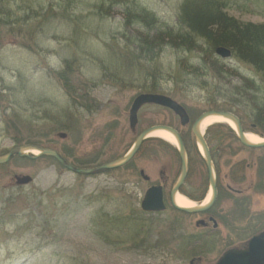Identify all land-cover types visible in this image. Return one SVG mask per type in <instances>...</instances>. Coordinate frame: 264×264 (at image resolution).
I'll return each instance as SVG.
<instances>
[{"label": "rangeland", "instance_id": "obj_1", "mask_svg": "<svg viewBox=\"0 0 264 264\" xmlns=\"http://www.w3.org/2000/svg\"><path fill=\"white\" fill-rule=\"evenodd\" d=\"M223 1L225 17L264 25V0ZM185 2L0 0V157L32 145L94 168L122 158L145 129L172 126L195 163L182 190L203 202L210 185L194 122L206 112H232L246 133L264 138L253 113L264 84L249 61L216 53L231 50L217 43L229 37L222 25L208 29L211 48L203 34L182 40ZM142 93L171 97L189 124L147 104L132 129L130 108ZM202 133L219 192L197 214L175 209L168 195L165 211L142 210L149 187L166 182L169 194L181 174L177 147L155 135L127 164L101 174H77L50 156L0 164V264H204L245 246L264 231V148L244 146L227 123ZM24 175L33 181L19 184ZM209 215L217 229L204 227Z\"/></svg>", "mask_w": 264, "mask_h": 264}, {"label": "water", "instance_id": "obj_2", "mask_svg": "<svg viewBox=\"0 0 264 264\" xmlns=\"http://www.w3.org/2000/svg\"><path fill=\"white\" fill-rule=\"evenodd\" d=\"M216 53L222 58H228L231 56V51L226 47L217 48ZM145 103H156V104L170 107L173 110H175L177 114H179L183 124H186L189 121V118L185 110L179 104H177L170 98L162 96V95L143 94L136 98L130 110V122L133 127L137 123V111ZM212 114L222 115L226 118L231 119L235 123L238 139L244 146L249 147V148L264 147V142L251 143L247 140L246 133L243 129L241 120L235 114L231 112H226V111H210V112H206L202 114L194 123L192 130L199 144L201 145L203 149V152L205 155L204 159L206 161V164L209 170L210 184L213 189V197L211 201L208 204L203 205V206L181 207V206H178L175 202V199H174L175 194L176 192H178V190L184 183L186 176H187V171H188L187 154H186L185 146L183 144V141L178 131L169 126L156 125V126H152L148 128L138 137L132 150L128 152L124 157H122L121 159L117 161H113V162H110V163H107V164H104L98 167H94V168L75 167L74 165L68 163L58 151L54 149L42 148V147L32 146V145L13 148L8 154L0 157V164L10 161L15 155H19L20 157H28L32 159H36L41 156H50V157L55 158L62 166H64L65 168L77 174H85V175L100 174V173H104L109 170L117 169L125 165L136 154V152L138 151L141 143L143 142L147 134H149L150 132L156 129H165V130L170 131L176 137L178 145H179V154H180V158L182 161V174L177 184L173 187L171 191V203L176 209L182 212H186L189 214H196V213H200V212H203L209 209L213 205L215 198H216V181H215L214 172H213L212 157H211L208 145L204 139V136L201 134L199 130L200 121L203 120L206 116L212 115ZM62 137H65V135L63 134ZM32 149L38 150L40 153L33 154V155L28 154L27 151H30ZM17 181L19 184H28L32 182V177L29 175L18 176ZM141 207L145 211L163 210L165 208V205L163 202L162 189L160 187L150 188L147 191L141 203ZM216 264H264V234L261 233L253 237L249 242V248L247 251L231 250L228 253H226Z\"/></svg>", "mask_w": 264, "mask_h": 264}, {"label": "trees", "instance_id": "obj_3", "mask_svg": "<svg viewBox=\"0 0 264 264\" xmlns=\"http://www.w3.org/2000/svg\"><path fill=\"white\" fill-rule=\"evenodd\" d=\"M226 4L223 0H186L181 13L183 25L180 31L182 40L195 43L192 36L200 34L205 40L210 33L208 29L214 24H220L229 34L227 40L217 41L219 44H226L231 47L233 57L242 61H249L256 71L261 75L264 84V25L242 24L223 15L222 9ZM183 32L185 34H183ZM210 48L216 43L209 39ZM183 41V42H184ZM261 96L258 100L263 101L260 111L254 110L255 125L262 128L264 135V86H262ZM258 103V101L256 102Z\"/></svg>", "mask_w": 264, "mask_h": 264}, {"label": "bare ground", "instance_id": "obj_4", "mask_svg": "<svg viewBox=\"0 0 264 264\" xmlns=\"http://www.w3.org/2000/svg\"><path fill=\"white\" fill-rule=\"evenodd\" d=\"M215 122H221V123H227L229 124L232 128H236L235 123L229 119L226 118L222 115H217V114H212V115H208L206 116L203 120L200 121L199 123V130L200 132H203V130L208 127L209 125L215 123ZM151 135H155L158 136L166 141H168L169 143L173 144V145H177V139L174 136V134H172L170 131L165 130V129H156L154 131H152V133H150ZM246 138L249 142L251 143H259V142H264V138H261L258 135L252 134V133H246ZM31 152H33V154H38L40 153L38 150L32 149L30 150ZM27 151V152H30ZM175 202L178 206L181 207H194L197 206V204L190 200L188 197L184 196L182 193L177 192L175 194ZM212 199V191L208 192V195L206 196L205 200L203 201V205H206L210 200Z\"/></svg>", "mask_w": 264, "mask_h": 264}, {"label": "flooded vegetation", "instance_id": "obj_5", "mask_svg": "<svg viewBox=\"0 0 264 264\" xmlns=\"http://www.w3.org/2000/svg\"><path fill=\"white\" fill-rule=\"evenodd\" d=\"M176 116H177V115H176ZM177 117H178V119H179V121H180V124H181V120H180L179 116H177ZM171 127H172V126H171ZM175 129H176V128H175ZM176 130L179 132V134H180V136L182 137L183 142H184V137L182 136L181 132H180L178 129H176ZM141 133H142V132H141ZM139 135H140V134H139ZM147 139H149V138H146V139L142 142V144H141V146H140V149L142 148L144 142H145ZM205 139H206V137H205ZM195 140H196V139H195ZM206 142L208 143L207 139H206ZM133 144H134V143H133ZM140 149H139V150H140ZM194 165H195V163L192 162L191 160L188 162V174H187L186 180H185L184 184L182 185V187L186 184V181H187V179L189 178L190 174H192V172H193V168H194ZM205 166H206V164H205ZM206 167H207V166H206ZM181 168H182V167H181ZM181 170H182V169H181ZM142 172H144V170H141V171H140V174H141V176L145 179L144 175H142ZM144 173H145V172H144ZM163 174H164V172H163ZM207 177H208V184L210 185L208 169H207ZM162 179H164V176H162ZM145 180H146V179H145ZM148 180H149V179H148ZM216 184H217V197H218V192H219V186H218V184H219V181H217ZM159 185L162 186V188H163L164 199L166 200V196H167V195L169 196V199H170V192H169V194L166 193V186H167V183H166V182H162V184H157V186H159ZM152 186H154V185H152ZM182 187H181V189H180L181 193L184 194V195H186V196H188L189 198H191V196H189L188 193H186L185 191L182 190ZM231 189H233V191H235V192H237V193H240V192H241L240 190L235 189V188H231ZM212 207H213V206H212ZM212 207H211V208H212ZM211 208H210V209H211ZM204 222H205V223H204ZM209 223H212V225H213V227H214L215 229L218 228V223H219L218 220H216V218L213 217V216H211V215L208 216V220H207V221L203 220L204 227H208V224H209ZM237 247H238V246H237ZM243 247H244V246H241L240 248H243Z\"/></svg>", "mask_w": 264, "mask_h": 264}]
</instances>
